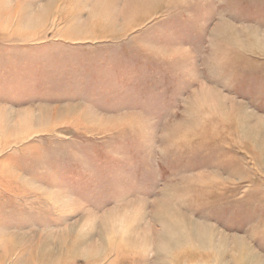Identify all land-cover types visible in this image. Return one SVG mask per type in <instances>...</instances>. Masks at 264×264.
Here are the masks:
<instances>
[{
  "label": "rangeland",
  "instance_id": "obj_1",
  "mask_svg": "<svg viewBox=\"0 0 264 264\" xmlns=\"http://www.w3.org/2000/svg\"><path fill=\"white\" fill-rule=\"evenodd\" d=\"M73 1L0 0V264H264V0Z\"/></svg>",
  "mask_w": 264,
  "mask_h": 264
},
{
  "label": "bare ground",
  "instance_id": "obj_2",
  "mask_svg": "<svg viewBox=\"0 0 264 264\" xmlns=\"http://www.w3.org/2000/svg\"><path fill=\"white\" fill-rule=\"evenodd\" d=\"M105 1V0H104ZM109 1V0H108ZM111 1V0H110ZM133 1V0H132ZM132 1L129 3V4H131L132 3ZM74 2V5L76 6V3H79V2H77V1H73ZM134 2V1H133ZM140 1H138L137 3H139ZM135 3V2H134ZM141 3V2H140ZM158 3V2H157ZM156 3V4H157ZM79 4H81V3H79ZM111 5H112V3H111ZM143 5V4H142ZM142 5L141 4H137L136 6L137 7H142ZM144 6V5H143ZM156 6V5H155ZM113 7V6H112ZM116 8V7H115ZM116 10V9H115ZM143 10V9H142ZM151 10H153V8L152 7H146V13H149V11H151ZM95 13H97L98 14V16H99V18H97L96 20L98 21V23H100V22H103V21H105V19H107V17H106V13H107V11H106V9H105V7L104 8H102V7H100V9L99 8H96V10L94 11ZM137 15V14H136ZM127 16V15H126ZM130 16V15H129ZM129 20H130V18H129ZM128 20V21H129ZM109 22V21H108ZM129 22H131V21H129ZM110 24V23H109ZM130 25V24H129ZM91 26V25H90ZM98 26V25H97ZM112 27V26H111ZM105 29V28H104ZM102 35V34H101ZM104 35V34H103ZM94 36H95V34H94ZM206 93H208V92H206ZM217 94V93H216ZM216 94H214V95H216ZM218 95V94H217ZM204 99V98H203ZM205 101H206V103H208L207 102V100L206 99H204ZM200 101V100H199ZM219 105V101L215 104V106L216 105ZM211 106V105H210ZM48 112H51V110H49ZM43 116V115H42ZM164 205V204H163ZM170 211L171 210H169V206H166L165 207V209L163 210V214H164V216H165V218L163 217V219L166 221V223H165V229H164V232H162V234H160L159 236H158V239H157V241H159V242H161L163 245H164V247H167V248H172V247H169L170 245H174L175 244V242H179L180 240H181V238L179 237V235L181 234V233H188L187 235H183L182 236V239L184 240V241H191L192 240V242H193V240H195V239H197V237L198 238H207V236H203L202 235V233L203 234H205V235H208V232L209 231H207V228L206 229H204L203 227H201L200 225H197V224H195V223H193V222H191V220L188 218V217H186L185 215H180V214H176V213H172V214H169L170 213ZM172 212V211H171ZM173 218H175V219H177V220H174ZM201 230L199 233H197V235H193L192 236V234L194 233V231H195V233L194 234H196V231L197 230ZM208 229H210V226L208 227ZM213 231V230H212ZM173 232V233H172ZM171 233H172V237H171ZM210 233V232H209ZM177 235V238H174L173 237V235ZM211 235L212 234H210V237H211ZM197 236V237H196ZM131 238V237H130ZM132 239V238H131ZM135 239V238H134ZM134 239H132V240H134ZM137 239V238H136ZM130 240V239H129ZM132 240H131V243H132ZM127 241H128V239H127ZM202 241H203V239H202ZM134 242H135V240H134ZM199 242H201V241H199ZM127 243H130V242H127ZM136 243V242H135ZM134 243V244H135ZM195 243V242H194Z\"/></svg>",
  "mask_w": 264,
  "mask_h": 264
}]
</instances>
